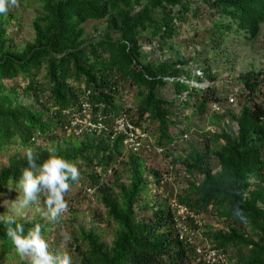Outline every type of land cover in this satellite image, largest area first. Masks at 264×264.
Masks as SVG:
<instances>
[{
  "label": "trees",
  "instance_id": "trees-1",
  "mask_svg": "<svg viewBox=\"0 0 264 264\" xmlns=\"http://www.w3.org/2000/svg\"><path fill=\"white\" fill-rule=\"evenodd\" d=\"M17 4L0 14V196L17 199L30 149L37 164L58 155L77 167L79 177L69 181L64 199L93 193L97 208L88 221L71 206L67 217L52 220L40 196L42 211L31 217L0 212V264H29L7 235L15 227L9 217L25 233L38 224L49 251L66 252L71 264H205L197 249L206 246L227 264H264V71L250 67L236 75L231 94H239V104H230V94L222 96L216 85L221 74L234 72L233 41L253 40L264 27V0ZM28 8L32 35L18 41L13 22ZM196 24L192 53L185 54L178 40ZM155 40L170 58L144 49ZM205 80L210 84H191ZM165 87L172 98L161 97ZM212 103L220 109L211 110L215 130L184 139L190 117L201 118ZM86 118L93 126L82 122ZM120 118L146 134L135 136L145 139L137 150L116 129ZM145 153L167 158L168 167L147 164ZM179 167L182 185L175 181ZM154 184L166 187L163 197L150 195ZM178 205L220 225L194 224V217L177 215ZM61 232L70 239L62 241ZM52 234L59 241L47 242Z\"/></svg>",
  "mask_w": 264,
  "mask_h": 264
},
{
  "label": "rangeland",
  "instance_id": "rangeland-1",
  "mask_svg": "<svg viewBox=\"0 0 264 264\" xmlns=\"http://www.w3.org/2000/svg\"><path fill=\"white\" fill-rule=\"evenodd\" d=\"M33 14V10L28 8L25 11L22 12L21 15V19L20 21H15L13 22L14 26L12 29H15V27H17V40L18 41H24L25 39H27L29 36L32 35V31H31V27L29 25L30 19H31V15ZM190 21V19L188 20ZM97 26H99L98 28H101V23H97ZM195 27L200 28L201 24H196L194 27L192 28H188L186 27L185 30L183 31L180 40H178L179 43V48L185 53V54H191L192 53V49H189L190 44H189V40L190 37H192V32ZM94 25L90 24L88 25V32L90 34H96L95 30L93 29ZM237 42L233 41V45H231L229 47L230 50H232L231 56L234 57V61H235V66H234V72H225L223 74H221L220 78L216 81V85H217V90L222 93V96H224L225 94L223 93H227V94H231V93H235L236 94V90H237V86L239 85L238 82H236L235 77L238 73L243 72L247 69H249L250 67H255L256 69H261L264 71V27L261 28L260 32L258 33V35L253 39V40H247L243 37H240L236 39ZM159 42L158 41H154L151 44V48H149L148 46H145L144 49L145 50H149L151 52V54L155 55L156 57H167L170 58V55H168L167 53V48L164 47L162 50L159 46ZM165 53V54H164ZM210 54V53H208ZM230 73V74H228ZM165 92V93H164ZM164 93V94H163ZM174 95V91L172 90V88L165 87L163 90H161V97L165 98H172ZM235 99L237 100L238 104L241 103L242 99L241 97L238 95H235ZM230 107V106H227ZM214 113V111H211V109H209V111L207 112V114H204V116H202L201 118H197L196 116H191L189 121L187 122V124L189 125V130H188V137L187 140L189 141H194L198 138V132L205 130V129H213L215 130V126H211V124L209 123L210 119H212V114ZM219 113H222V111H220ZM83 123H87V121L82 120ZM184 126V124H181L179 126V128H182ZM191 131V132H190ZM183 144V142H179L177 145L181 147V145ZM173 152V151H172ZM175 153V152H173ZM144 157L146 158V163L149 165H156L158 166L160 169H164L165 167L167 168V158L164 159V157L160 156V155H150L149 154H144ZM4 163V160L0 161V166L1 164ZM165 168V169H166ZM178 175H176L175 177V181H178L181 184L182 179V168L179 167L178 169ZM110 178V177H107ZM167 181H171V179L167 180ZM152 193L150 194L151 196H158L159 197H163V193H165V189L166 187L163 184H154L152 186ZM10 196L7 194H2L0 196V212L4 211V213L6 215L9 214H13L15 216H28L31 217L33 215V213L35 212H41V207L39 206L40 201H38V203L36 204H30L29 206L25 207V208H21L19 206L18 203H15L16 200L12 201L13 196H10L11 199H7L6 197ZM70 200H68V202H66L67 204V208L66 210L61 213V217H67L69 212L72 210H75V213L78 215L79 219L84 218L85 221L89 220V212L90 209H94L97 208V204L95 203V196L93 193H90L89 195H84L81 194L79 195V197L75 198L74 194L72 193L70 195ZM157 198V197H156ZM72 208V210H69V208ZM37 207H39L37 209ZM198 219V225H200V223H211V225L214 226H219L220 224L216 221L215 218H210L206 215H204V217L201 218H197ZM102 228V227H101ZM187 228V227H186ZM249 231V227H246V232ZM53 237H55L56 241H59L57 238L58 236L55 234L50 235L47 238V242L51 243L54 242L53 241ZM103 238L108 242L110 239V233L109 230H106L104 233ZM205 245V244H204ZM61 246V245H60ZM196 264V263H194Z\"/></svg>",
  "mask_w": 264,
  "mask_h": 264
},
{
  "label": "clouds",
  "instance_id": "clouds-1",
  "mask_svg": "<svg viewBox=\"0 0 264 264\" xmlns=\"http://www.w3.org/2000/svg\"><path fill=\"white\" fill-rule=\"evenodd\" d=\"M17 6V0H0V14L6 13L11 8ZM194 70L195 74H202L200 69L195 68ZM197 71H200V74H198ZM205 81L201 83H197V81H191V84L199 86H207L210 84L209 81L208 84H203ZM212 104L210 109L215 110L212 108ZM84 120L87 121V123L84 124L93 126V124H90L88 121V118ZM116 129L126 133L128 137L130 136V131L118 129V121ZM132 130H134V135L136 138L146 137V134L141 132L139 128L134 129L132 127L131 132ZM184 134L187 136L184 137ZM184 134V139H187V131ZM144 141L145 139L142 141L138 140L139 146L142 145ZM128 142L129 147H131L133 150L138 149L139 146L137 148L134 147V143L137 142L135 139L132 142L130 141L129 137ZM160 151L161 149L158 148L156 152ZM25 152L27 157V167L22 169L21 176L16 182L15 191L18 193V196L15 203H18L21 208H25L30 204L38 203L39 197L44 196L45 205L48 210L47 215L50 219L56 220L67 208L64 194L69 189V181H76L78 179L79 171L72 163L58 155H49L47 159L37 164L33 157L32 151L30 149H26ZM6 222L9 225H15V227L8 228L7 235L11 238L17 253L21 257L29 258V264H71V257L66 252L53 254L49 251L48 244L41 236V228L38 224L34 225L25 233L23 224L17 223L14 217H9ZM61 237L62 241H67L70 239L69 234L66 232H61ZM206 248L210 247L206 246L204 249ZM198 260H203L200 254H198ZM205 264L207 263L205 262Z\"/></svg>",
  "mask_w": 264,
  "mask_h": 264
},
{
  "label": "built area",
  "instance_id": "built-area-1",
  "mask_svg": "<svg viewBox=\"0 0 264 264\" xmlns=\"http://www.w3.org/2000/svg\"><path fill=\"white\" fill-rule=\"evenodd\" d=\"M198 74H200V71H197ZM208 81H205L203 84H208ZM228 102L230 104H235V97L233 94H230L228 96ZM212 108L215 109L216 111L219 110V107L217 106V104H212ZM131 128L132 126L124 119H119L118 120V129L120 130H127L130 131L129 135H130V141H134L135 139V135L132 134L131 132ZM139 132V131H138ZM137 132V133H138ZM187 135L184 134V137H186ZM139 146V142H135L134 143V147L137 148ZM176 213L177 215H181L183 218L186 217V215L192 216L195 218V223L198 224V217L193 215V213L189 212L184 206L182 205H178L176 207ZM179 227L183 229V231H187L186 227L183 226V224H179ZM198 254H200L201 258L207 263V264H227L225 257L222 253L216 251L215 249L212 248H206V249H197Z\"/></svg>",
  "mask_w": 264,
  "mask_h": 264
}]
</instances>
